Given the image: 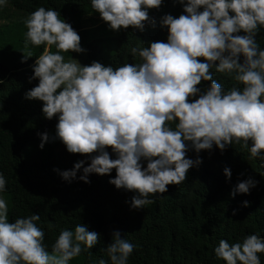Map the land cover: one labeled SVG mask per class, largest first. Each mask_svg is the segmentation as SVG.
I'll return each instance as SVG.
<instances>
[{"label": "clouds", "instance_id": "9594fccd", "mask_svg": "<svg viewBox=\"0 0 264 264\" xmlns=\"http://www.w3.org/2000/svg\"><path fill=\"white\" fill-rule=\"evenodd\" d=\"M177 2L183 14L160 18L161 28L167 30L166 41L127 48L126 53L140 62L115 68L97 61L81 65L75 58L65 59V52L85 50L79 35L57 10L39 6L23 19L25 49L43 46L29 78L38 83L24 97L42 102L45 119L55 115V138L68 153H95L87 156V166L78 160L70 170L60 171L61 179L88 183L89 174L115 169L108 182L133 192L130 207L139 209L152 204L154 194L165 193L167 185L184 182L187 170L201 163L198 155L186 157L189 148L199 153L214 145L223 152L239 144L249 159H257L264 168V47L256 39L264 29V0ZM7 3L0 0V8ZM161 3L90 0L91 9L113 31L129 26L144 31L145 23L153 25L148 9ZM22 53L21 62L32 56L30 50ZM214 71L224 74L232 86L225 89L212 79ZM202 81L210 83L204 89L196 87ZM39 137L38 147L43 148L48 135L40 133ZM142 161L146 162L143 167ZM222 174L229 178L230 169L224 167ZM256 183L251 177L239 181L229 196L247 194ZM5 184L0 173V192L5 191ZM8 211L6 200L0 197V264H68L99 240L97 232L77 223L71 230L60 229L48 250L44 231L37 224L38 213L9 222ZM134 247L114 230L102 249L107 261L99 258L94 264H128ZM213 253L224 264H260L257 254L264 253V240L256 233L231 243L219 239Z\"/></svg>", "mask_w": 264, "mask_h": 264}, {"label": "trees", "instance_id": "16d2710c", "mask_svg": "<svg viewBox=\"0 0 264 264\" xmlns=\"http://www.w3.org/2000/svg\"><path fill=\"white\" fill-rule=\"evenodd\" d=\"M7 5L23 14L16 21L0 25V173L6 179L0 197L7 202L9 222L38 213L37 224L44 231L43 243L48 250L62 228L71 230L81 223L87 230L97 232V244L68 264H94L99 258L107 261L102 249L110 242L114 230L136 245L128 264H224L213 253L219 239L231 243L256 233L264 240V168L257 159H249L247 150L239 144L229 145L223 152L214 145L210 151L199 153L189 148L186 157L195 159L198 155L201 163L187 170L185 181L169 184L165 193L154 194L152 204L131 208L134 193L108 182L115 176V169L108 174H89L88 183L61 179L60 171L70 170L78 160L85 161L82 167L87 166V156L95 153H68L55 138V115L45 119L42 102L24 97L38 83L29 78L35 57L43 51V46L29 45L28 49L24 46L23 19L36 7H51L70 24L80 37L88 64L97 61L115 68L123 63L140 62L139 57L126 53L127 48L166 41L167 30L161 28L160 18L164 14L174 18L183 14L177 0H162L158 8L148 9L153 25L145 23L142 32L131 26L117 31L109 29L91 9L90 0H8ZM256 39L264 47V29L257 33ZM29 50L32 56L21 62L22 52L27 54ZM72 54L76 56L75 52H71V57ZM212 79L225 89L233 84L215 71ZM209 83L202 81L196 87L204 89ZM40 133H47L52 144L48 139L39 148ZM106 151L114 158L110 147ZM141 164L143 167L146 162ZM224 167L231 172L227 179L222 174ZM80 175L77 170L76 177ZM248 177L257 181L255 187L247 194L230 197V189ZM242 201L249 203L244 207ZM257 255L260 264H264V253Z\"/></svg>", "mask_w": 264, "mask_h": 264}, {"label": "rangeland", "instance_id": "374dc122", "mask_svg": "<svg viewBox=\"0 0 264 264\" xmlns=\"http://www.w3.org/2000/svg\"><path fill=\"white\" fill-rule=\"evenodd\" d=\"M20 16H23V14L18 11V10H13L12 8H10L7 4L3 7L0 8V25L8 22L9 20H18L20 18ZM85 50V49H84ZM87 51V49H86ZM65 59H69L71 56V51L65 52L63 53ZM85 57V51H83V55H80L79 53H76V56H74V54H72V58H75L81 65H86V60L84 59ZM49 143L52 144V139L49 138ZM27 149V147L25 148V150ZM27 153V152H25ZM25 156H29V154H25ZM4 198V197H3Z\"/></svg>", "mask_w": 264, "mask_h": 264}, {"label": "water", "instance_id": "95a60500", "mask_svg": "<svg viewBox=\"0 0 264 264\" xmlns=\"http://www.w3.org/2000/svg\"><path fill=\"white\" fill-rule=\"evenodd\" d=\"M261 239V238H260Z\"/></svg>", "mask_w": 264, "mask_h": 264}]
</instances>
